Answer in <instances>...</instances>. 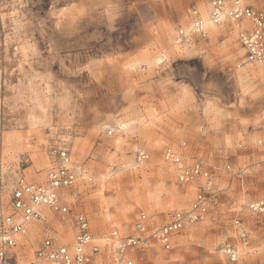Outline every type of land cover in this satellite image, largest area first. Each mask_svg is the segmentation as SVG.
I'll list each match as a JSON object with an SVG mask.
<instances>
[{"label":"rangeland","instance_id":"rangeland-1","mask_svg":"<svg viewBox=\"0 0 264 264\" xmlns=\"http://www.w3.org/2000/svg\"><path fill=\"white\" fill-rule=\"evenodd\" d=\"M210 1L0 0V213L11 212L19 178L43 181L35 151L51 156L52 146L66 144L90 177L77 175L65 189L69 211L42 212L36 233L7 264L48 262L36 254L47 237L72 245L78 213L99 247L89 264H111L109 245L95 238L107 234L104 211L121 221L113 228L121 242L140 213L149 228L161 226L209 185L217 204L175 234L169 249L151 241L129 250L133 264H264V213L248 206L264 201V149L256 141L264 77H239L238 63L247 66L238 36L245 22H232L236 30L228 22L212 37L184 30ZM247 1L264 9V0ZM119 122L124 129L114 128ZM167 147L186 165L201 160L208 177L180 182L163 157ZM64 231L72 236L66 243ZM239 242L249 250L233 260L223 249Z\"/></svg>","mask_w":264,"mask_h":264},{"label":"built area","instance_id":"built-area-1","mask_svg":"<svg viewBox=\"0 0 264 264\" xmlns=\"http://www.w3.org/2000/svg\"><path fill=\"white\" fill-rule=\"evenodd\" d=\"M210 2L212 17L215 21L227 18L237 25L245 22L238 31L239 40L245 50V62L264 66V9L253 6L247 0H211ZM197 17L198 15L195 20ZM195 30L201 32L202 29ZM258 144L264 149V130L260 133ZM50 154L57 161V165L48 171L47 184L31 183L19 178L11 192V212L0 213V264L6 257L7 249L17 244L16 235L24 231V221L41 217L40 209L32 204H44L60 213L69 211L60 190L73 187L78 177L71 162L70 149L66 144L55 145L50 148ZM139 155L145 158L144 153L140 152ZM163 157L166 161L177 165L180 182H190L197 176L208 177L209 172L204 168L201 160L195 159L192 164L186 165L181 153L171 147L164 150ZM217 202V192L206 186L205 189L201 188L196 193L188 210H174L169 221L161 226L149 228L146 215L140 213L134 222L133 233L124 237L117 247L121 263L133 264V257L128 251L145 248L151 241L158 242L163 248L169 249L175 234L187 224L201 220L209 206L216 205ZM249 209L256 213H264V201L252 200ZM16 213L20 214V220L14 219ZM223 250L231 259H236L237 256L231 245L227 244ZM98 252V245L92 242L87 216L84 213H78L71 247L67 244L57 245L47 237L37 249L36 254L37 257L45 258L53 264H89Z\"/></svg>","mask_w":264,"mask_h":264},{"label":"bare ground","instance_id":"bare-ground-1","mask_svg":"<svg viewBox=\"0 0 264 264\" xmlns=\"http://www.w3.org/2000/svg\"><path fill=\"white\" fill-rule=\"evenodd\" d=\"M60 11L62 12V9ZM199 11L200 12H199V15L197 17V20L194 19V21L192 23H187L185 25V27H184V30L185 31H188L190 33V31H192V29H202L204 31V33H207L210 37H212L214 34H216L220 30V27H223L224 25L228 24V22H231L227 18H223L220 21H215L213 19V17H212V4H211V2L202 3L200 5V10ZM58 12H59V10H58ZM232 24H233V27L234 28L236 27L235 28V30H236L237 29V26H234V23H232ZM244 58H245V56H244ZM88 63H93V62L91 61V62H88ZM88 63L85 64L83 67L87 68V67L91 66L90 67V70H92V67H93L92 65L93 64H88ZM244 63H246L248 67L247 66L246 67H242V65H243L242 62L241 63H238L239 77H241V78L242 77H247L249 74H251L252 76H262V77H264V66H262L260 64H256V63L245 62V59H244ZM235 65H237V64H235ZM114 128H116V130H122V129L125 128V124L119 122V124L117 123V126L114 127ZM258 140H259V138H258ZM258 140H256V141L258 142ZM58 143H61V142H58ZM5 148L2 151L3 156H4V154L8 150V148H6V149ZM167 148H165L164 150H166ZM74 149H75V151H76V153L78 155L80 154V152L83 151V148H81L79 145H76V144L74 146ZM36 152L37 151H35V153L34 152L32 153V155H31V161L34 163V165L36 166V168L41 171V175H43V179H42L43 181L41 183L47 184L48 171L50 170L51 167L57 165V161L55 159H53L52 156H50L48 153H46L45 152V149L43 151H40V152L38 151L39 153H36ZM2 158L3 157H1V159ZM70 158H71L72 164L74 165V167L76 169V172H77V175L79 176V178L80 179H85V178L89 179L90 177L88 176L87 171L82 170V169H77L76 165L72 161V157H70ZM145 158H147V155L146 154H145ZM1 159H0V161H1ZM169 162H171V161H169ZM176 167H177V165H176ZM1 169H4V166H2ZM177 173L179 174L178 167H177ZM89 175H91V174H89ZM96 178H97V176H96ZM205 180H207V179H205ZM207 181L208 182L206 184L208 185L209 184V180H207ZM60 192L62 193L61 194L62 197H64L65 199L66 198L68 199V197H71L72 198V196H71L72 193H70L68 190L61 189ZM99 194H101V192ZM100 197H101V195H100ZM249 204H248V206H249ZM32 205L34 207H36V208H39L40 211H41V213L43 212L44 215H49V217H51L50 216L51 215L50 214V210H49L51 208L48 207L47 205H44V204H32ZM14 219L15 220H20L21 219L20 218V214L19 213H16L15 216H14ZM40 219L41 218H38V219L30 218V219H27V220L24 221V231L22 233L16 235V237H17V245L18 246L17 247L12 246V247H9L7 249V254H6V257L3 260L2 264H7L11 257L13 259L15 258L16 253L18 254V251H17L18 247H21L20 246L21 244L22 245L25 244V242L27 240V236H33L36 233V231L38 229V224H40ZM103 219H104V221L106 223L107 234H104V235L102 234V236L95 234V238L98 239V241H100V243L102 245H106V244L109 245L108 248H109V255H110L111 264H122L121 261H120V254H119V252L117 250V247L120 245V237H119V235H117V232L114 231V229H113L114 227H118V228L122 229L123 228L122 223L119 220H111L108 217V215L105 213V211L103 212ZM121 232H122V230H121ZM60 237L66 243V242H69L70 241V239H71L72 236H71V233L69 231H64V232H62V234L60 235ZM59 240H61V239H59ZM71 246L72 245L70 244L69 247H71ZM248 250H249V248L246 247L245 244L239 242L236 245V249L234 250V252H235V255H240L241 256L244 253L248 252ZM47 261L48 262H44L43 264H53L49 260H47Z\"/></svg>","mask_w":264,"mask_h":264}]
</instances>
